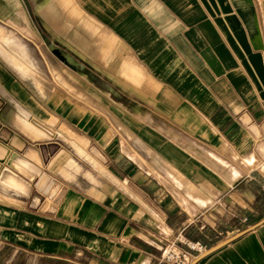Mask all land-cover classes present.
<instances>
[{
  "label": "crops",
  "instance_id": "0c3cea01",
  "mask_svg": "<svg viewBox=\"0 0 264 264\" xmlns=\"http://www.w3.org/2000/svg\"><path fill=\"white\" fill-rule=\"evenodd\" d=\"M55 1L67 7L38 0L46 20L57 14ZM91 8L77 25L94 44L109 43L96 69L107 84L95 104L106 108L77 105L66 114L78 131L63 123L65 131L88 141V157L52 142L26 149V166L0 143L1 189L25 193L12 168L29 169L50 152L46 170L61 188L50 204L39 195L27 209L0 203V264H169L162 254L172 242H199L205 252L253 225L201 258L193 252L189 264H264V0H107ZM25 9L23 0H0V56L22 76L30 56L3 25L30 30ZM71 9L80 15L72 0ZM13 81L55 117L51 124L0 86L27 121L44 122L43 136L54 135L58 117ZM14 117L11 110L7 119ZM28 131L18 132L40 133ZM3 135L15 141V131ZM47 183L42 173L45 191Z\"/></svg>",
  "mask_w": 264,
  "mask_h": 264
},
{
  "label": "rangeland",
  "instance_id": "374dc122",
  "mask_svg": "<svg viewBox=\"0 0 264 264\" xmlns=\"http://www.w3.org/2000/svg\"><path fill=\"white\" fill-rule=\"evenodd\" d=\"M23 1L26 7L24 13L30 22V30L27 29V27H16L9 19L3 26L5 27L4 31L8 32L9 35L21 43L28 52L32 63L31 71L26 76H22L18 71L15 72L14 67L4 56H0V64L8 71L13 79H17L26 90L32 93L35 98L44 105V107L55 114L58 120L54 125L52 124L51 127V133L54 135L50 136V133V135L46 133V135L43 136V132L46 131L44 122L51 124L52 121L50 117L54 116L49 114L32 96L24 92L21 93L22 90L19 87H15V81H13V79H11L0 67V79L10 87L13 94L17 96L21 102H23L22 100H24V97L28 98L30 101L29 104L26 103V101L23 103L27 107L29 106L32 108L30 109L28 107L40 120L44 121L32 119L27 121L29 116H27L23 107L15 103V99L10 91L0 86V128H2L0 131V143L10 145L23 159H27L26 157H28V150L26 149L32 148L36 150V152H39V148L52 142H57L58 144L55 145H61L62 148L70 151L71 155L75 157V154L69 146V144H73L80 154L88 157L86 153L88 141L82 138L79 139L69 131H65L63 123H69V127L78 131L76 126H73L71 122L65 120L67 117L66 114L75 112L77 110V105L90 109L99 108L102 111L106 108L104 105L98 106L95 104L97 100H99L98 94H103L102 90L97 89V87L101 88L103 85L107 84L105 74L103 72H98L96 69H98L97 66L99 64L100 67L103 68L102 65L106 63L109 43L108 41H100L94 44L92 31L89 32L88 28L78 26L77 21L81 20L82 15L87 17L93 16L91 8L93 2L97 3L107 0H72L74 6L78 7L81 12L79 16L71 14L73 13V9H71V0L63 3L67 6L63 9H60V5L55 1L54 3L57 5L58 9L57 14L52 15V17L49 16V18L47 17V20L39 11L37 4L38 0ZM95 31L97 32V30ZM93 46L95 48H93ZM22 94H24V97L20 96ZM60 94L62 95L61 100H63L62 106H59V98L54 99L55 96L59 97ZM49 101L53 103L47 106V104H49L47 102ZM62 107H64L63 110H61ZM11 110H14L15 114L18 115L15 116V118L17 117L15 119V124L7 119ZM32 118L35 119L34 116H32ZM28 122H31L32 125L28 124ZM17 123L18 126H16ZM27 124L29 126L31 125L32 129H37L36 132H40L36 138H26L19 133H26L28 131L29 127H27ZM55 129L58 131L64 130V132H62L66 136L56 135L58 132ZM12 131H15V135H13L15 141L3 135V133L9 134ZM22 142L26 144V148L20 147L19 144ZM79 148L83 152L79 150ZM51 153L52 152L47 155L42 154L43 158L40 162L32 159L33 161H30L31 164L29 169L19 166L12 168L15 175L27 185V189L25 193H16L12 190L4 191L0 188L1 195L15 199L14 203H4L3 198H1L0 203L2 206L10 208L24 206L27 209L30 208L31 197L34 195L47 198L46 202L48 204L51 203V200L58 197L61 191L60 185L56 180H52L53 176L48 174L46 170V163L49 156L52 155ZM42 173L47 174L48 191H45L44 188L39 185V179ZM54 183L57 185H54ZM38 262L39 261H37L36 264H39Z\"/></svg>",
  "mask_w": 264,
  "mask_h": 264
},
{
  "label": "built area",
  "instance_id": "2783aa9c",
  "mask_svg": "<svg viewBox=\"0 0 264 264\" xmlns=\"http://www.w3.org/2000/svg\"><path fill=\"white\" fill-rule=\"evenodd\" d=\"M186 248H180L175 242L170 243L162 254V260L169 264H189L193 252L200 254L205 246L199 242H187Z\"/></svg>",
  "mask_w": 264,
  "mask_h": 264
},
{
  "label": "bare ground",
  "instance_id": "6f19581e",
  "mask_svg": "<svg viewBox=\"0 0 264 264\" xmlns=\"http://www.w3.org/2000/svg\"><path fill=\"white\" fill-rule=\"evenodd\" d=\"M16 59V58H15ZM20 61V60H19ZM15 62V61H14ZM17 93V92H16ZM22 97H24V96H22ZM21 98V97H20ZM22 99V98H21ZM24 100H22L23 102H25L26 101V103H28L29 104V99L28 98H26V97H24L23 98ZM11 114H13V113H11ZM12 116V115H11ZM15 116H18V115H16L15 114ZM17 118V117H16ZM15 117H14V119H16ZM18 118H20V117H18ZM23 120V119H22ZM20 122V121H19ZM27 122V121H26ZM28 124H31V122L29 123L28 122ZM27 124V125H28ZM33 124H35V123H33ZM32 125V124H31ZM30 125V126H31ZM16 126H18V123L16 124ZM29 125L27 126V127H30ZM25 127V126H24ZM24 127H22V128H24ZM31 129H32V126L30 127ZM19 129V128H18ZM27 129V128H26ZM25 130V129H24ZM22 131V130H21ZM26 131V130H25ZM30 131V130H29ZM29 131H28V133H29ZM32 131V130H31ZM20 133H22V132H20ZM30 134H32V133H30ZM33 135V134H32ZM27 136V135H26ZM36 136V135H35ZM30 137V136H29ZM31 138V137H30ZM33 138V137H32ZM3 145V144H2ZM10 157H13V159L15 158V160H18V162L20 161V162H22L23 164H27V162H26V160H24L20 155H18L17 153H15V152H12V153H10ZM6 159V158H5ZM10 163H11V161H10ZM12 164V163H11ZM15 164V163H14ZM20 164V163H19ZM16 165L18 166V164L16 163ZM13 166V165H12ZM19 167H21V166H19ZM24 167V166H23ZM25 168V167H24ZM4 170V169H3ZM23 170V169H22ZM5 172H7V171H5ZM14 173V172H13ZM1 174V173H0ZM10 174V173H9ZM6 179L7 180H10L11 182L13 181V179H12V177L11 176H7L6 177ZM23 183V182H22Z\"/></svg>",
  "mask_w": 264,
  "mask_h": 264
},
{
  "label": "water",
  "instance_id": "95a60500",
  "mask_svg": "<svg viewBox=\"0 0 264 264\" xmlns=\"http://www.w3.org/2000/svg\"><path fill=\"white\" fill-rule=\"evenodd\" d=\"M263 220H264V218H263L261 221H259L258 223L262 222ZM258 223H257V224H258ZM254 226H255V225L250 226L249 228H247V229H245V230H243V231H241V232H239V233H237V234H234L233 236H231V237L225 239L224 241H222V242L216 244L215 246H213V247L209 248L208 250H206L205 252L201 253V254L198 256V258H201V257H203V256H205V255H207V254H209L210 252H212V251L216 250L217 248H219L220 246H222V245L228 243L229 241L233 240L234 238L238 237L239 235L243 234L244 232H246V231L252 229ZM198 258H197V259H198Z\"/></svg>",
  "mask_w": 264,
  "mask_h": 264
}]
</instances>
